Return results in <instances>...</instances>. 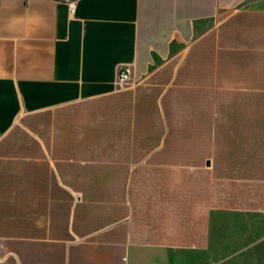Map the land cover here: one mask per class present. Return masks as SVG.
<instances>
[{
	"label": "crops",
	"instance_id": "1",
	"mask_svg": "<svg viewBox=\"0 0 264 264\" xmlns=\"http://www.w3.org/2000/svg\"><path fill=\"white\" fill-rule=\"evenodd\" d=\"M262 226L264 0H0V264H207Z\"/></svg>",
	"mask_w": 264,
	"mask_h": 264
},
{
	"label": "rangeland",
	"instance_id": "2",
	"mask_svg": "<svg viewBox=\"0 0 264 264\" xmlns=\"http://www.w3.org/2000/svg\"><path fill=\"white\" fill-rule=\"evenodd\" d=\"M132 84L130 82L122 87ZM209 182L211 183V180ZM211 185L215 201L223 202L226 197H230L227 193L231 190V180H213ZM256 197L259 198L258 195ZM260 197L262 199V194ZM253 234V231L245 230L243 236L237 237L236 232L227 230L225 237L228 240L212 245L207 264H264V227L259 228L254 236Z\"/></svg>",
	"mask_w": 264,
	"mask_h": 264
},
{
	"label": "built area",
	"instance_id": "3",
	"mask_svg": "<svg viewBox=\"0 0 264 264\" xmlns=\"http://www.w3.org/2000/svg\"><path fill=\"white\" fill-rule=\"evenodd\" d=\"M133 81L132 68L130 66H124L119 69L117 83L120 86H124Z\"/></svg>",
	"mask_w": 264,
	"mask_h": 264
}]
</instances>
